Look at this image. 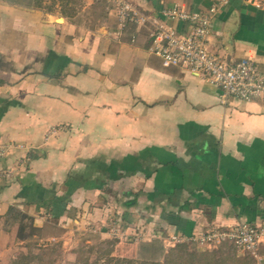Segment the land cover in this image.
Returning <instances> with one entry per match:
<instances>
[{
    "label": "crops",
    "instance_id": "0c3cea01",
    "mask_svg": "<svg viewBox=\"0 0 264 264\" xmlns=\"http://www.w3.org/2000/svg\"><path fill=\"white\" fill-rule=\"evenodd\" d=\"M131 1L161 16L217 0ZM260 1L222 7L210 48L264 75ZM110 7L78 19L0 0V244L74 248L111 217L182 239L263 223L264 95L225 99L202 75L164 66L151 25L121 28ZM243 256L264 264V244Z\"/></svg>",
    "mask_w": 264,
    "mask_h": 264
},
{
    "label": "built area",
    "instance_id": "2783aa9c",
    "mask_svg": "<svg viewBox=\"0 0 264 264\" xmlns=\"http://www.w3.org/2000/svg\"><path fill=\"white\" fill-rule=\"evenodd\" d=\"M107 1L121 28L128 23L151 25L153 50L164 66L179 67L202 75L220 87L225 99L251 100L264 95V75L259 72L254 59H234L210 48L214 18L231 0H217L206 10L183 9L178 5L164 7L160 10L161 16L141 9L131 0ZM243 1L258 7L262 5L260 0ZM174 21H187L188 31L181 32L172 23ZM3 154L2 149L0 157ZM189 239L209 248L231 243L240 252L257 256L260 245L264 244V222L240 221L233 225L212 227Z\"/></svg>",
    "mask_w": 264,
    "mask_h": 264
},
{
    "label": "rangeland",
    "instance_id": "374dc122",
    "mask_svg": "<svg viewBox=\"0 0 264 264\" xmlns=\"http://www.w3.org/2000/svg\"><path fill=\"white\" fill-rule=\"evenodd\" d=\"M42 1L43 8L48 11L59 10L76 15L78 19H100L106 9V0H93L92 5L89 0ZM153 235L143 229H126L116 217H111L104 226L79 233L74 248L54 243L23 252L18 244L14 243L8 250L0 244V264L248 263V259L234 245L209 248L191 239L175 238L170 233Z\"/></svg>",
    "mask_w": 264,
    "mask_h": 264
},
{
    "label": "trees",
    "instance_id": "16d2710c",
    "mask_svg": "<svg viewBox=\"0 0 264 264\" xmlns=\"http://www.w3.org/2000/svg\"><path fill=\"white\" fill-rule=\"evenodd\" d=\"M13 4H17V5H22V6H27V7H36V8H43V1L42 0H4ZM14 207H11L10 210H14ZM18 216H15V218H21L23 217V215L21 216V212L18 211Z\"/></svg>",
    "mask_w": 264,
    "mask_h": 264
}]
</instances>
